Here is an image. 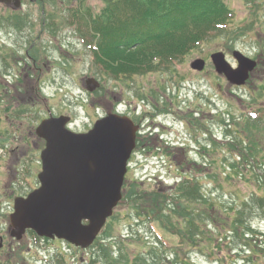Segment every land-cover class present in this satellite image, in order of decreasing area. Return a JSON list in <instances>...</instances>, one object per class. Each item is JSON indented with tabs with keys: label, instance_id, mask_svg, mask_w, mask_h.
<instances>
[{
	"label": "rangeland",
	"instance_id": "374dc122",
	"mask_svg": "<svg viewBox=\"0 0 264 264\" xmlns=\"http://www.w3.org/2000/svg\"><path fill=\"white\" fill-rule=\"evenodd\" d=\"M224 1L234 14L228 22V30L206 36L196 46L185 45L183 49V45L171 46L172 50L178 47L182 49L175 67L161 68L159 61H156V68L146 70L150 74L136 71L115 75V70L108 63L121 64L126 60V55L122 59L115 52L109 61L102 48L95 50L87 41H83L81 31H77V24L68 22L71 17H80L87 24L90 16L83 13L81 5L85 10L90 8L96 16L105 7L103 0H44L39 5L23 0L22 11L34 16L24 18L19 27L21 30L10 22L7 26L4 23L0 31V49L15 52L11 65H5L0 59V87L3 88L0 96V142L5 146L0 150V264H82V257L89 261L93 256L103 261L105 258L113 259L117 262L115 264H124L127 260L139 263L137 258H142L145 264H157L159 260L163 264H182L184 258L189 264H254L247 258L250 254L239 252L240 248L233 241L221 251L203 248L215 238L213 233L208 232L195 243L181 244V237L167 231L161 222L151 226L142 225L133 210L136 203L157 207L159 199L143 196V191L167 190V193H175L173 198L178 200L181 188L189 186L187 178L197 182L195 188H188L190 191L200 186L206 192L210 202L203 203V206L193 205L199 210L204 209L206 215L210 214L211 201L210 211L219 210V215L227 214V209L240 204L257 190L255 173L258 171L253 163L250 168L244 167V159L239 156V152L243 151L239 150L237 143L242 141L245 145L247 142L256 145V160L251 158L256 161L257 167L264 164V119L256 120L264 108V0ZM43 9L56 14L63 24L58 28L31 24L37 18L36 15L48 20L51 18L50 14H43ZM5 10L9 9L0 1V13ZM90 29L95 32L99 30L98 26ZM101 39L102 35L98 33L97 43ZM31 40L36 43L28 57L26 52L32 46ZM36 50L40 52L37 67L34 66ZM218 51L225 55L235 69L239 67L236 51L256 62V67L249 72L244 84L237 85L223 73H218L211 59V54ZM96 56L111 71L100 69L95 62ZM199 58L205 60L204 68L193 69L191 63ZM159 59L166 61L165 56ZM135 75H138L137 79ZM138 99H145L148 106L164 110L158 111L150 119L155 122L166 119L178 131L166 139L169 145L167 150L171 154H167L165 143L160 139L142 152L138 149L123 190L124 197L130 198L132 203L116 207L114 216L100 238L103 245L112 248L102 251L98 244L88 250L73 246L66 260L57 259L53 254L54 246L61 245L60 240L33 243L30 234L20 243L19 239L13 240L8 234L9 212L12 211L10 205L15 197L24 196L33 186L39 185V153L45 145V141L36 133L39 123L50 114L67 115L73 119V130L85 132L99 119L103 111L101 105L113 109L119 101L128 106L127 101L135 103ZM18 108L25 111V116L15 120L8 117L11 111ZM169 111H177L176 122ZM254 112L258 114L256 119L253 117ZM249 117L256 121L249 120ZM204 127L220 140L214 143ZM226 140L227 144L222 143ZM151 154L153 157L149 158ZM235 161L241 165L233 171L230 163ZM132 191L136 194L130 197ZM190 206L192 211L194 208ZM166 215L169 216L168 212ZM223 217L225 221L228 220L226 216ZM183 218L180 214H173L169 220L164 218L163 222L169 227H178L179 223H183ZM209 219L211 221L208 223L212 227L213 219ZM138 221L140 229L135 231L136 228H132L138 225ZM252 221L264 230V217L259 215ZM217 223L221 228L229 226L223 220ZM210 226L203 225L204 232H207L206 229L212 231ZM156 235H162L164 243L156 244L155 251L158 252L152 253ZM46 247L52 249L47 252ZM223 254H227L228 259L221 261L219 257ZM255 254L258 256H251L252 259L264 262L259 252ZM46 256L50 261L43 260ZM243 257L244 262L238 261ZM214 258L217 259L215 263L212 262Z\"/></svg>",
	"mask_w": 264,
	"mask_h": 264
},
{
	"label": "trees",
	"instance_id": "16d2710c",
	"mask_svg": "<svg viewBox=\"0 0 264 264\" xmlns=\"http://www.w3.org/2000/svg\"><path fill=\"white\" fill-rule=\"evenodd\" d=\"M105 7L101 13L94 15L90 8L82 11L90 16L87 21V26H98L99 33L102 39L97 43L99 48H102L103 53L106 54L110 61L111 54L115 53L120 58L126 60L121 64L116 65L115 62L108 64L116 72H136L146 71L157 67L155 64H149L148 61H154L156 58L165 56L166 60L176 59L181 56V50L185 45H197L204 37L211 34H219L228 30L229 20L234 15L232 10L224 0H103ZM92 23V25H91ZM98 32V29H97ZM96 32V33H97ZM91 38L96 37L85 34ZM88 38V37H87ZM190 39V41H187ZM137 43V47L133 45ZM97 45L92 42V47L97 50ZM170 45V46H169ZM183 45L182 49L172 50L171 46ZM117 46V48H115ZM169 46L168 48H166ZM167 55V56H166ZM97 57V56H96ZM98 58V57H97ZM104 68L107 72L111 71L106 65ZM257 120L264 119V111ZM256 121V120H254ZM239 142V141H238ZM241 141L237 143V147L242 150L239 152L240 158L245 162V168H250L251 163L254 164L256 171L255 178L258 181L257 190L245 197L240 204L231 206L227 209V214L219 215V210L210 211L213 202L209 203V215H206L204 209H197L193 206L208 203V196L202 192L200 186L190 191L188 186H183L180 190L181 194L178 200L173 201L174 194H157L152 196L157 197L161 203L160 210L168 209L172 214H180L183 216V223H179L178 227L170 228L175 233L180 235L181 244L196 242L204 233H213L215 238L211 244L201 246L203 248L211 247V250H220L224 246H230L231 241L239 247V252L243 255L249 253L248 260H252L254 264H264L263 261L252 259L251 256L259 255L264 259V233L255 228L253 219L264 213V164L256 166L254 158L255 152L258 148L253 143L244 145ZM253 160H252V158ZM249 159V161H248ZM247 163H246V161ZM240 162L230 163L233 171L239 169ZM260 168V169H259ZM230 178V177H229ZM183 199V201H182ZM207 199V200H206ZM193 206L190 211V205ZM162 213V212H161ZM166 219L171 215L166 216L162 213V217ZM228 220H224V217ZM163 217V219H164ZM213 219L212 227L208 221ZM162 220V218H160ZM218 220H223L225 224L229 223L228 227L221 228L218 225ZM230 220V221H229ZM210 226L212 231L204 232V227ZM232 234V236H230ZM198 246V245H196ZM221 251V250H220ZM153 252V251H152ZM155 253V251L153 252ZM213 257V256H212ZM228 259L227 254L219 257ZM134 264H145L142 258H138ZM141 260V261H140ZM217 261V259H215ZM243 260L244 257L239 258L238 261ZM128 261V260H127ZM182 264H189L187 258L181 260ZM128 264V263H127ZM150 264H156L152 262ZM157 264H163L161 260Z\"/></svg>",
	"mask_w": 264,
	"mask_h": 264
},
{
	"label": "water",
	"instance_id": "95a60500",
	"mask_svg": "<svg viewBox=\"0 0 264 264\" xmlns=\"http://www.w3.org/2000/svg\"><path fill=\"white\" fill-rule=\"evenodd\" d=\"M239 67L233 68L222 52L212 55L219 72L242 85L256 62L235 52ZM204 60L193 62L202 69ZM69 117L50 118L38 133L47 139L42 152V186L27 197L15 199L11 214L12 236L21 238L26 229L40 236L66 238L87 247L95 240L120 201L127 160L134 147L135 132L127 117L109 114L92 130L76 134L65 128ZM88 220V224L83 221Z\"/></svg>",
	"mask_w": 264,
	"mask_h": 264
},
{
	"label": "flooded vegetation",
	"instance_id": "af4514ba",
	"mask_svg": "<svg viewBox=\"0 0 264 264\" xmlns=\"http://www.w3.org/2000/svg\"><path fill=\"white\" fill-rule=\"evenodd\" d=\"M6 3L7 6L11 7L13 10H15V3L17 0H2ZM52 16V15H50ZM43 17V16H42ZM41 18L37 15L36 22L38 25L41 24ZM3 18V17H1ZM45 24V22H43ZM36 42V41H35ZM34 46V44L32 45ZM2 52V51H1ZM29 51H27L28 53ZM38 61L34 60V66H38ZM129 105L127 107L126 111L121 110L119 107H116L114 111L121 112V113H126L133 119V121L137 124L138 126V132H137V147L136 151L134 152L131 160L132 163L134 164V161L136 160L135 155L138 154V149H140V152H142L143 149H145L148 146H154V144H157L158 141L157 139H160L162 142H164L165 149L167 151V154H171L170 150H167L168 141L166 140L170 134H174V131H176V127L172 124H168L167 120L164 119L163 121H153L150 119L152 116L155 115L158 111H164L162 108H153L148 106L149 103L145 99H138L135 103H131V101H128ZM119 104L117 102L115 105ZM134 106L132 107V105ZM103 106V105H101ZM112 108V107H110ZM113 109H111L113 111ZM103 110H107L105 106H103ZM178 111V110H177ZM177 111H169L170 116L173 119L174 122H176L177 118ZM194 116V114H193ZM195 118V117H194ZM206 131L210 132V130L206 127H204ZM178 131V130H177ZM149 133L148 135H146ZM178 139H181V135L178 136ZM45 146V145H44ZM25 155V154H23ZM152 155V154H151ZM23 157V156H22ZM26 157V156H24ZM197 163V162H195ZM11 242V241H10ZM67 245L71 248L73 247L70 243L67 242ZM11 246V245H10ZM68 256V255H67ZM82 262L84 264V258H82ZM58 264V263H56Z\"/></svg>",
	"mask_w": 264,
	"mask_h": 264
}]
</instances>
